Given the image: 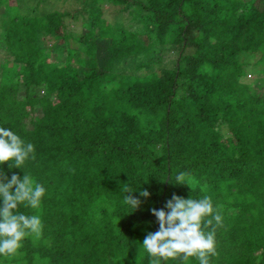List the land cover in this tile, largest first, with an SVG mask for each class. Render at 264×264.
<instances>
[{
  "label": "trees",
  "instance_id": "1",
  "mask_svg": "<svg viewBox=\"0 0 264 264\" xmlns=\"http://www.w3.org/2000/svg\"><path fill=\"white\" fill-rule=\"evenodd\" d=\"M45 1L0 0V126L34 144L46 188L21 209L41 235L0 264H151V209L174 195L222 216L211 264H264V0ZM125 187L150 193L131 213Z\"/></svg>",
  "mask_w": 264,
  "mask_h": 264
},
{
  "label": "clouds",
  "instance_id": "2",
  "mask_svg": "<svg viewBox=\"0 0 264 264\" xmlns=\"http://www.w3.org/2000/svg\"><path fill=\"white\" fill-rule=\"evenodd\" d=\"M35 158V146L8 127L0 126V166L21 169L23 177L13 174L10 178L0 177V256H13L28 237H39L43 222L38 214H28L21 209H39L46 194V188L36 182L24 170L28 161ZM188 183L184 173L175 178V183ZM139 191L140 196L148 198L150 193L139 188L125 187L123 204L131 212L137 210L140 200L131 193ZM166 209V210H165ZM165 209L152 208L159 230L149 232L141 246L151 258V264H166L170 259L183 255L185 259L195 258L199 264H211L216 255L215 228L205 230L215 221L222 225L223 218L214 207L210 196L185 199L173 196Z\"/></svg>",
  "mask_w": 264,
  "mask_h": 264
},
{
  "label": "rangeland",
  "instance_id": "3",
  "mask_svg": "<svg viewBox=\"0 0 264 264\" xmlns=\"http://www.w3.org/2000/svg\"><path fill=\"white\" fill-rule=\"evenodd\" d=\"M77 1L76 0H46L44 3H43V7H46L45 9L47 10H54L56 8H60V9H68V10H71V11H74L76 8H80V4L76 3ZM104 8H105V18L107 19H110L112 20L115 16V13H116V7L110 5L109 3H106L104 4ZM71 21V19H68V22ZM78 23V24H77ZM80 22H76V21H73V22H70V27H73L75 30L77 28V25H79ZM81 28V27H78V29ZM82 30V28H81ZM51 40H49V44H51L52 42H50ZM83 56L86 57L85 54H83ZM10 64H12V62H10ZM69 65L72 66V67H77L79 66V63H78V60L76 57H73L72 60L69 62ZM248 77L250 78H255V76H261L259 74H257L256 71L252 70V69H249L248 70ZM257 74V75H256Z\"/></svg>",
  "mask_w": 264,
  "mask_h": 264
}]
</instances>
